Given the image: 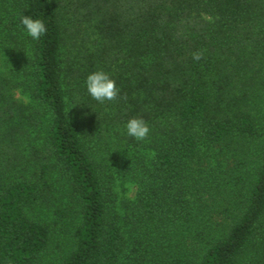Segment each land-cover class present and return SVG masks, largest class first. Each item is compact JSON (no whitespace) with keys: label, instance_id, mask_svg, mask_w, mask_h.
Instances as JSON below:
<instances>
[{"label":"trees","instance_id":"trees-1","mask_svg":"<svg viewBox=\"0 0 264 264\" xmlns=\"http://www.w3.org/2000/svg\"><path fill=\"white\" fill-rule=\"evenodd\" d=\"M97 70L116 101L88 94ZM261 99L264 0H0V264L50 249L60 184L78 210L58 264H264Z\"/></svg>","mask_w":264,"mask_h":264},{"label":"rangeland","instance_id":"rangeland-1","mask_svg":"<svg viewBox=\"0 0 264 264\" xmlns=\"http://www.w3.org/2000/svg\"><path fill=\"white\" fill-rule=\"evenodd\" d=\"M257 105L260 115L264 116V99H261ZM114 183L119 203H128L135 199L137 187L134 183L125 181L116 175ZM57 188L58 193H56L54 203L65 212L66 216L64 219L56 217L52 207L49 209L42 208L39 211L42 218L52 223L54 234L50 249L38 264H58L68 254L72 246V233L77 222L76 211L78 206L70 199L65 185L60 184Z\"/></svg>","mask_w":264,"mask_h":264},{"label":"clouds","instance_id":"clouds-1","mask_svg":"<svg viewBox=\"0 0 264 264\" xmlns=\"http://www.w3.org/2000/svg\"><path fill=\"white\" fill-rule=\"evenodd\" d=\"M20 23L28 37L38 41L47 33V27L43 20L33 19L31 16L21 15ZM204 56V50H199L192 53V58L199 61ZM87 92L92 99L104 104L106 101H116L120 95V89L116 85V81L109 73L103 70H97L90 73L86 77ZM126 99V97H124ZM126 133L137 141H145L148 138L150 127L148 123L140 117L130 118L126 125ZM155 152L151 156L155 157Z\"/></svg>","mask_w":264,"mask_h":264}]
</instances>
